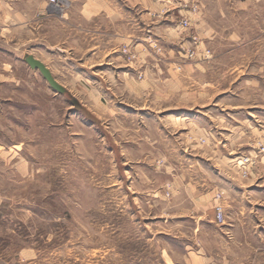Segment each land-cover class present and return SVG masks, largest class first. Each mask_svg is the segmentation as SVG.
<instances>
[{
  "label": "rangeland",
  "instance_id": "1",
  "mask_svg": "<svg viewBox=\"0 0 264 264\" xmlns=\"http://www.w3.org/2000/svg\"><path fill=\"white\" fill-rule=\"evenodd\" d=\"M58 1L2 33L0 264H264V0Z\"/></svg>",
  "mask_w": 264,
  "mask_h": 264
},
{
  "label": "crops",
  "instance_id": "2",
  "mask_svg": "<svg viewBox=\"0 0 264 264\" xmlns=\"http://www.w3.org/2000/svg\"><path fill=\"white\" fill-rule=\"evenodd\" d=\"M109 1L110 0H108V1H106V0H93L92 1L91 0V2L90 1L87 2V5H85L83 3L82 10H81V12L83 14L82 20L87 21V20H91V19L104 17L105 21L108 23V26L110 27L112 25V28L115 29L114 26H116L117 20L114 19V15L115 14H117V15L122 14L123 15V11L120 7H115V9H114L108 5L109 3H114V2L117 3V0L116 1H110V2ZM16 2L18 3L19 0L18 1L16 0ZM118 3L119 4H125V7L123 9H127L128 5L136 6V5L145 3L146 5L144 6V10H146V11L149 10V0H138V1L119 0ZM152 3H154V2H152ZM159 5L161 6L160 3L157 6H159ZM166 6H164V7H166ZM161 8H163V7H161ZM167 17L172 18L174 16H172V14H168L166 16V18ZM165 20H167V19H165ZM0 22L2 25V28L0 31V52L3 53L6 51V49L3 45L4 39H2V38H4V35L2 34L3 30L13 29L17 26L20 27V24L22 23L20 8H15V0H12V1L11 0H0ZM113 31H115V30H113ZM164 32L167 34L171 33L170 29H165ZM113 34H114V36L112 38H107V41L105 43L109 46V52L115 53L118 50V42H117L118 38L116 37V34H117L116 32H114ZM119 40H120V45H121V43H124L122 45H127L128 40L130 41V44L132 43L131 42L132 40L128 36H125V38L119 39ZM96 48H97V46H94V50ZM136 48L138 49V47H136ZM8 52H10L13 59H16L19 62H22L24 64H26V63L23 61V57L27 54H31L35 58L42 61L50 69V67L46 64L45 60L42 57H40V56H38L32 52H28L27 54L23 55L22 57L16 55L15 49H12V51H8ZM115 59H116V57H115ZM1 65H2V67L6 66L4 61L1 62ZM9 66H11V65H9ZM105 66H111V60H110V62H108V60H107L105 62Z\"/></svg>",
  "mask_w": 264,
  "mask_h": 264
},
{
  "label": "water",
  "instance_id": "3",
  "mask_svg": "<svg viewBox=\"0 0 264 264\" xmlns=\"http://www.w3.org/2000/svg\"><path fill=\"white\" fill-rule=\"evenodd\" d=\"M23 61L33 70H38L48 85L56 92L60 94H65L66 89L62 84H60L50 69L39 59L35 58L31 54H27L23 57Z\"/></svg>",
  "mask_w": 264,
  "mask_h": 264
},
{
  "label": "built area",
  "instance_id": "4",
  "mask_svg": "<svg viewBox=\"0 0 264 264\" xmlns=\"http://www.w3.org/2000/svg\"><path fill=\"white\" fill-rule=\"evenodd\" d=\"M48 3H49L50 5H52V6L57 7V8H63V6L61 5V3H59L58 0H48ZM216 215H217V218H218V219H221L222 211H221V207H220V206L217 208V213H216Z\"/></svg>",
  "mask_w": 264,
  "mask_h": 264
}]
</instances>
